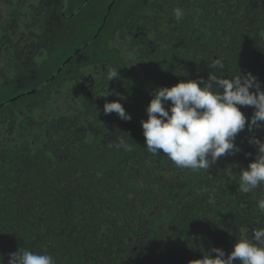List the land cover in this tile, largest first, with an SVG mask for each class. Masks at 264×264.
I'll return each mask as SVG.
<instances>
[{
	"label": "trees",
	"instance_id": "trees-1",
	"mask_svg": "<svg viewBox=\"0 0 264 264\" xmlns=\"http://www.w3.org/2000/svg\"><path fill=\"white\" fill-rule=\"evenodd\" d=\"M2 1L0 264L19 249L55 264H190L264 227V184L238 187L264 125L207 171L150 152L141 126L155 88L207 80L214 59L217 75L251 73L264 91V0ZM95 67L86 91L46 109ZM113 100L131 120L104 113Z\"/></svg>",
	"mask_w": 264,
	"mask_h": 264
},
{
	"label": "clouds",
	"instance_id": "clouds-1",
	"mask_svg": "<svg viewBox=\"0 0 264 264\" xmlns=\"http://www.w3.org/2000/svg\"><path fill=\"white\" fill-rule=\"evenodd\" d=\"M174 16L181 19L182 10L175 9ZM208 66L219 71L223 62L214 59ZM117 68L108 69L107 81L120 78ZM216 71L210 72L207 80L183 79L153 90L145 108L147 118L141 120L150 152H162L181 169L207 171L220 157L238 150L234 140L246 125L249 131L264 125V91L257 78L251 73L229 78ZM108 94L106 89L102 95ZM240 107L253 108L247 121ZM103 111L131 120L119 100L105 102ZM249 142L256 146L257 153L239 173L242 193L264 184V141L253 136ZM118 146L130 150L124 140ZM258 209L264 212V199L258 202ZM8 264H55V260L50 254L19 249L9 254ZM190 264H264V227L254 230L251 239H235L229 253L214 247Z\"/></svg>",
	"mask_w": 264,
	"mask_h": 264
},
{
	"label": "rangeland",
	"instance_id": "rangeland-1",
	"mask_svg": "<svg viewBox=\"0 0 264 264\" xmlns=\"http://www.w3.org/2000/svg\"><path fill=\"white\" fill-rule=\"evenodd\" d=\"M4 1H2V3L0 2V15L2 13H4L6 10V5L3 3ZM15 26L12 27V30H15ZM16 31V30H15ZM18 34H21L22 32L17 30ZM5 45L3 43H0V51L4 52V48ZM23 56H25L24 54H22ZM23 59V58H22ZM101 68V67H100ZM99 70V67H95L93 69L90 70H86L83 71L81 74H79V79L77 82L70 84L69 86H67L66 88L64 87L62 91H58L56 93L55 96L51 97V99L49 100V102L46 103V109L48 111L53 110L56 106L58 105H62L66 102V95L68 92H77L81 93V91H86V86L90 83L91 78L94 76V74H96Z\"/></svg>",
	"mask_w": 264,
	"mask_h": 264
}]
</instances>
